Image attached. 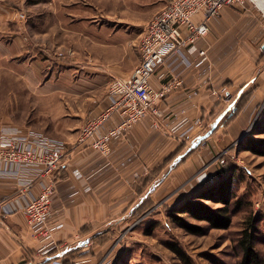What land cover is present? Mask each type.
Returning <instances> with one entry per match:
<instances>
[{
    "label": "crops",
    "instance_id": "obj_1",
    "mask_svg": "<svg viewBox=\"0 0 264 264\" xmlns=\"http://www.w3.org/2000/svg\"><path fill=\"white\" fill-rule=\"evenodd\" d=\"M88 1L105 13L100 15L103 18L69 11V6L78 3L76 0H35L37 11L29 22L16 23L11 8L0 0V61L5 67L20 69L18 73L11 71L17 74L14 78L18 83L27 85L24 95L29 111V118L23 122L5 123L64 139L67 154L61 167L64 177L60 179H71L70 169L78 167L86 176L77 181L79 187L91 186L89 192L68 203L64 226L54 233L62 260L68 261L74 245L81 248L78 254L94 250L71 259L70 264H92L97 256L94 245L101 236L99 229L131 213L138 204L150 200L151 210L157 205L163 207L168 200L162 199L171 192L188 189L187 196L204 180L213 181L222 170L220 159L236 153V134L245 130L250 113L264 102V76L256 73L263 62L264 19L252 7H225L213 20L205 41L198 43L200 49H208L211 63L188 65L180 56L171 55L160 67L164 77L152 75L150 82L156 89L173 79L181 81L160 100L162 115L135 123L110 156L79 145L77 138L84 120L107 105L112 78L130 75L140 62L138 42L160 10L158 0ZM141 6L148 8L143 16L138 10ZM59 50L64 53L58 55ZM189 57L194 62L200 58L198 53ZM214 88L220 89L219 95L212 93ZM190 90L197 95L191 97ZM249 91L250 97L237 117L222 125L233 109L231 104L237 105ZM47 114L49 117L44 118ZM183 117L191 122L200 119V135L210 124L215 126L197 148L191 147L197 140L193 136L182 137L170 129ZM120 120L121 116L114 114L105 127ZM218 147L227 148V153L221 154L211 175L197 180V169L213 163L212 155L219 152ZM189 148L191 153L187 155ZM171 184L174 189L169 191ZM0 192L13 194L15 187L3 184ZM156 196L161 199L157 201ZM185 196L178 198L181 201ZM90 242L94 244L91 247ZM39 244L21 212L6 217L0 213V264H20L24 260L54 264L37 254Z\"/></svg>",
    "mask_w": 264,
    "mask_h": 264
},
{
    "label": "built area",
    "instance_id": "obj_2",
    "mask_svg": "<svg viewBox=\"0 0 264 264\" xmlns=\"http://www.w3.org/2000/svg\"><path fill=\"white\" fill-rule=\"evenodd\" d=\"M225 7H252L264 19L262 0H170L160 9L148 22L138 42L140 62L130 75L112 78L107 88V105L84 120L77 143L110 156L135 123L151 115H162L160 100L181 81L173 79L156 89L150 82L152 75L161 71L160 67L171 55L180 56L188 65L211 63L208 49H200L198 43L205 41L213 20ZM194 53L200 56L197 62L189 57ZM159 76L163 78L164 73ZM212 93L219 95L220 89L214 88ZM189 95L195 97L197 91L190 90ZM114 114L121 116L120 122L105 127ZM201 128L200 119L191 122L183 117L170 129L173 134L196 139L200 136L197 130ZM66 154L64 139L30 127L9 123L0 126V186L15 187L13 194L0 192V213L6 217L21 212L31 235L40 243L37 254L51 259L54 264H63L54 233L64 226L66 207L71 200L91 190L88 184L79 187L77 181L86 176L78 167L70 169L71 179L62 181L58 177ZM35 188H39L38 193L34 192Z\"/></svg>",
    "mask_w": 264,
    "mask_h": 264
},
{
    "label": "rangeland",
    "instance_id": "obj_3",
    "mask_svg": "<svg viewBox=\"0 0 264 264\" xmlns=\"http://www.w3.org/2000/svg\"><path fill=\"white\" fill-rule=\"evenodd\" d=\"M77 1L78 3L69 6V11L76 15L90 13L98 14L101 17V14H105L88 0ZM166 1L158 0L156 2L158 9H162ZM2 2H6L11 8L13 21L16 23L29 22L31 15L37 11L35 0H2ZM153 5L152 3L151 6ZM99 6L102 7V4ZM147 9V7H139L140 16H143ZM62 52L59 50L58 55H61ZM262 61L260 68L256 69V73L258 75L261 73L263 77L264 57ZM11 69L5 67L4 63L0 61V126L7 121L11 123L23 122L29 118L28 100L24 95L27 85L18 83V78H14V75L17 76V74ZM14 71L18 73L20 69L16 68ZM231 106L233 107V104ZM263 108L264 102L260 104L258 110L250 113L245 130L234 135L236 153L226 156L227 162L230 161L238 169V174L235 176L236 194L242 203V206L232 213L229 228H209L204 234H194L177 224L170 215V209L180 201L179 196H185L190 191L188 189L181 190L179 193L178 189L175 191L178 192L176 195H174L175 192H171L170 195L162 199V201L168 200L163 207L157 205L155 209L146 211L140 217L139 215L133 216L131 213L125 214L99 229L101 236L98 237L97 243L95 245L92 244L93 242L89 243L90 247L95 246L97 253L92 264H184L168 243H176L180 246L192 259L193 264H238L241 256L238 239L247 219H255L258 229L256 248L264 256V156L243 149L239 143L246 135L264 138V122L257 130H254L256 127L253 128ZM46 117H49L48 114L44 116V118ZM212 126L210 124V127ZM210 127L196 138V143L210 135ZM253 132H257V134H252ZM194 146L195 144H191V147ZM227 151V148L221 147L219 152L212 155L213 163L206 166L201 165L196 171L197 180L211 175L217 167L221 154H225ZM219 163H222L221 159ZM207 181L208 179L204 180V182ZM173 189V184H171L169 191ZM155 199L159 201L161 198L156 196ZM207 203L213 206L220 205L210 201ZM147 207L148 205H146ZM185 217L188 222L202 226L207 225L206 221L196 220L187 215ZM91 240H93L92 237ZM93 251L89 248L85 253L90 255Z\"/></svg>",
    "mask_w": 264,
    "mask_h": 264
},
{
    "label": "trees",
    "instance_id": "obj_4",
    "mask_svg": "<svg viewBox=\"0 0 264 264\" xmlns=\"http://www.w3.org/2000/svg\"><path fill=\"white\" fill-rule=\"evenodd\" d=\"M264 57V54L263 56ZM251 91L245 93L239 103L233 106V109L226 115L222 122V125H227L234 120L238 113L242 110L250 97ZM240 97V96H239ZM264 122V108L260 112L259 117L253 128L257 130L260 124ZM252 134H257L253 132ZM194 141V147H199L201 141ZM243 149L250 150L251 152L264 156V138H258L246 135L239 142ZM191 153V148L188 149L187 155ZM222 170L218 172L216 178L207 183L197 186L189 195L185 196L180 202L174 205L170 209V215L172 219L184 227L191 233L204 234L209 228H229L231 225L232 213L242 206L240 197L236 194V178L238 169L230 161L224 157L221 159ZM59 170L58 177L63 178L64 175ZM207 201L213 203H219V206H213ZM146 205L148 207L146 208ZM153 206V203L148 200L144 204L136 206L131 215L139 217L143 215ZM146 208L145 210H143ZM185 215L200 221H206L207 225H197L186 220ZM257 225L255 219H247L245 227L241 230L240 237L238 239V245L241 250V256L238 264H264V256L256 248L257 238ZM169 247L178 255L184 264H193L192 259L186 254V252L178 246L176 243H168ZM78 245H74V248L68 254V261L63 260L62 263L70 264L71 259L80 258L85 256L86 253L78 254ZM45 261L44 263H46ZM42 263V264H44ZM20 264H30L29 260H24ZM32 264V263H31Z\"/></svg>",
    "mask_w": 264,
    "mask_h": 264
},
{
    "label": "bare ground",
    "instance_id": "obj_5",
    "mask_svg": "<svg viewBox=\"0 0 264 264\" xmlns=\"http://www.w3.org/2000/svg\"><path fill=\"white\" fill-rule=\"evenodd\" d=\"M262 5L264 6V0H262Z\"/></svg>",
    "mask_w": 264,
    "mask_h": 264
}]
</instances>
